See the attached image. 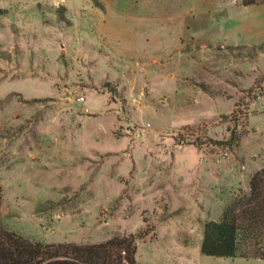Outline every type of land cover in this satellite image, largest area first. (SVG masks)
Returning <instances> with one entry per match:
<instances>
[{"label": "rangeland", "instance_id": "rangeland-1", "mask_svg": "<svg viewBox=\"0 0 264 264\" xmlns=\"http://www.w3.org/2000/svg\"><path fill=\"white\" fill-rule=\"evenodd\" d=\"M0 8L2 225L132 239L139 264H264L201 251L264 167V0Z\"/></svg>", "mask_w": 264, "mask_h": 264}, {"label": "trees", "instance_id": "trees-1", "mask_svg": "<svg viewBox=\"0 0 264 264\" xmlns=\"http://www.w3.org/2000/svg\"><path fill=\"white\" fill-rule=\"evenodd\" d=\"M136 249L132 239L120 237L91 244H48L0 222V264H139ZM201 251L264 259V167L253 175L250 189L225 207L220 219L205 222Z\"/></svg>", "mask_w": 264, "mask_h": 264}, {"label": "built area", "instance_id": "built-area-1", "mask_svg": "<svg viewBox=\"0 0 264 264\" xmlns=\"http://www.w3.org/2000/svg\"><path fill=\"white\" fill-rule=\"evenodd\" d=\"M84 99V98H83Z\"/></svg>", "mask_w": 264, "mask_h": 264}]
</instances>
